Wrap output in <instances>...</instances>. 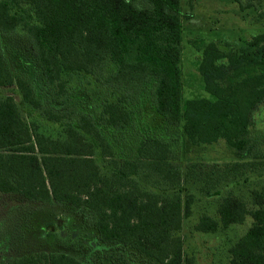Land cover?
Listing matches in <instances>:
<instances>
[{
	"label": "trees",
	"instance_id": "1",
	"mask_svg": "<svg viewBox=\"0 0 264 264\" xmlns=\"http://www.w3.org/2000/svg\"><path fill=\"white\" fill-rule=\"evenodd\" d=\"M182 21L180 0H0V87L15 85L35 119L0 101V195L15 201L3 264H195L187 185L219 196L264 158V34L236 48L191 41L209 98L184 99ZM219 144L232 161L201 162ZM249 198L226 194L195 226L251 219L228 264H264V187Z\"/></svg>",
	"mask_w": 264,
	"mask_h": 264
},
{
	"label": "rangeland",
	"instance_id": "2",
	"mask_svg": "<svg viewBox=\"0 0 264 264\" xmlns=\"http://www.w3.org/2000/svg\"><path fill=\"white\" fill-rule=\"evenodd\" d=\"M180 10L183 16L182 53L179 63L183 84L182 96L184 99L209 98L203 90L198 70L201 52L192 46L191 41L198 39L206 43L216 42L223 48L225 45L231 48L244 46L252 37L264 34V22L260 16L264 13V0L254 3L248 0H180ZM5 97L14 99L22 118L27 123L35 120L27 114L15 85L0 87V101ZM37 122L41 131H49L48 133L53 135L59 132L46 121ZM254 122V128L263 133L264 105L255 112ZM201 151H203L200 152L201 162H208L207 165H211L212 162L232 161L231 155L222 144ZM261 153L264 154V150ZM190 156H194V153ZM255 161L257 163L255 168L230 178L236 181L235 184L224 186L222 183L219 186V196L207 198L200 192L204 188L203 184L196 181L187 185L188 192L193 196V204L190 217L183 221L181 236L184 255L193 257L195 264H228V249L250 227L251 219L247 217L242 224L229 226L215 234L195 230L202 216L217 219V204L220 198L228 193L241 198L248 208H251L250 191L264 187V158ZM14 205L15 201L12 198L0 195V229L4 227L5 216ZM7 255L5 248L0 246V264L7 260Z\"/></svg>",
	"mask_w": 264,
	"mask_h": 264
}]
</instances>
